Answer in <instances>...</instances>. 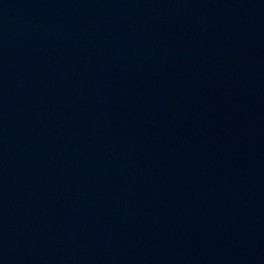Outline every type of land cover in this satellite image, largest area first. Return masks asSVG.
Returning a JSON list of instances; mask_svg holds the SVG:
<instances>
[{
  "label": "water",
  "instance_id": "95a60500",
  "mask_svg": "<svg viewBox=\"0 0 264 264\" xmlns=\"http://www.w3.org/2000/svg\"><path fill=\"white\" fill-rule=\"evenodd\" d=\"M0 264H264V0H0Z\"/></svg>",
  "mask_w": 264,
  "mask_h": 264
}]
</instances>
